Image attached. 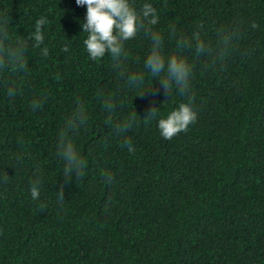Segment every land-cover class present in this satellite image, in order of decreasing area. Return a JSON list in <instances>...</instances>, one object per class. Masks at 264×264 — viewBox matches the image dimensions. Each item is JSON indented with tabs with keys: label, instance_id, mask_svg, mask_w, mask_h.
I'll return each mask as SVG.
<instances>
[{
	"label": "trees",
	"instance_id": "16d2710c",
	"mask_svg": "<svg viewBox=\"0 0 264 264\" xmlns=\"http://www.w3.org/2000/svg\"><path fill=\"white\" fill-rule=\"evenodd\" d=\"M145 2L159 14L153 30L164 34L166 55L179 51L170 25L183 35L199 27L213 47L218 33H236L222 61L182 53L193 65L183 94L173 88L169 96L145 72L150 38L143 29L125 45L122 77L109 55L89 59L86 6L0 0L5 43L27 44L24 71L0 70V264H264V0L134 6ZM42 17L47 30L37 48L30 37ZM137 73L145 82L131 88L127 75ZM189 102L197 121L171 140L161 137L157 120L145 119L151 107L163 118ZM79 107L88 121L67 139L85 167L66 180L58 143ZM133 115L130 130H115ZM37 179L41 193L33 200Z\"/></svg>",
	"mask_w": 264,
	"mask_h": 264
},
{
	"label": "clouds",
	"instance_id": "9594fccd",
	"mask_svg": "<svg viewBox=\"0 0 264 264\" xmlns=\"http://www.w3.org/2000/svg\"><path fill=\"white\" fill-rule=\"evenodd\" d=\"M77 6H86L85 22L82 31L87 34L83 43L85 50L91 60L102 59L109 55L113 61V68L122 76H126L127 52L125 45L134 39L143 29L150 38V51L143 61V68L163 86L165 92L170 96L173 88L181 94L190 88L193 75V65L187 56L182 53L187 50L196 56H205L213 61H222L235 39L236 33L222 31L218 33L215 47L206 39L199 27L191 35L177 34L175 26L170 25L168 34L177 39L179 51L176 54L166 55L165 36L160 31H154L153 27L159 24V14L156 8L149 2L143 3L139 11L134 6V0H75ZM146 22V23H145ZM48 21L42 17L35 21L34 31L30 39L34 40V46L39 48L44 44L46 25ZM257 27L256 24L252 25ZM7 28L0 24V70L10 68L14 72H22L26 69L25 50L27 44L23 40H17L14 45H7ZM68 49L65 48L64 51ZM41 52L48 55V48L43 47ZM127 82L131 88H139L145 82V75L137 73L127 75ZM149 89V88H147ZM144 89L139 96L145 93ZM9 97L16 95V86L13 85L7 91ZM108 112L114 110V103L106 101ZM35 110L40 107L37 100L32 101ZM160 108L151 107L147 114V120H157V127L161 137L171 140L181 132H186L190 125L197 121V111L191 102L181 103L177 108L170 111L166 117L160 118ZM88 121V115L83 107L70 116L64 123L58 143V155L64 161L63 175L67 178L79 175L85 167V161L80 156L74 144L67 139L72 132L79 130ZM111 123V121H109ZM135 115L129 116L126 121L117 123L114 128L119 133H125L135 125ZM124 146L129 153L133 152L134 146L130 139L124 141ZM107 181L112 180L111 175H106ZM31 198H40V180L32 183L29 189ZM58 201L63 202V187L57 193Z\"/></svg>",
	"mask_w": 264,
	"mask_h": 264
}]
</instances>
